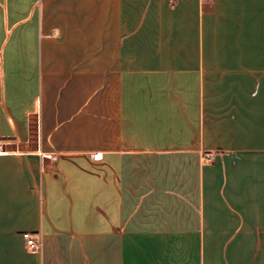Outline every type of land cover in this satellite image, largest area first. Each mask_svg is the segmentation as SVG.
<instances>
[{
    "label": "crops",
    "instance_id": "1",
    "mask_svg": "<svg viewBox=\"0 0 264 264\" xmlns=\"http://www.w3.org/2000/svg\"><path fill=\"white\" fill-rule=\"evenodd\" d=\"M0 138V264H264V0H0Z\"/></svg>",
    "mask_w": 264,
    "mask_h": 264
},
{
    "label": "built area",
    "instance_id": "2",
    "mask_svg": "<svg viewBox=\"0 0 264 264\" xmlns=\"http://www.w3.org/2000/svg\"><path fill=\"white\" fill-rule=\"evenodd\" d=\"M3 140L0 138V153L5 152L4 148H2ZM93 158H99V153H94ZM22 237L25 239L26 244L30 248H36L38 246V242L31 236L30 232L24 231L22 232Z\"/></svg>",
    "mask_w": 264,
    "mask_h": 264
}]
</instances>
